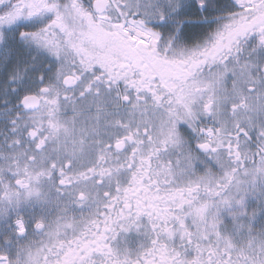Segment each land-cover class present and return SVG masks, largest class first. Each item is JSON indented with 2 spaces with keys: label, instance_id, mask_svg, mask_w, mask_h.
Returning <instances> with one entry per match:
<instances>
[{
  "label": "snow or ice",
  "instance_id": "6c2138e0",
  "mask_svg": "<svg viewBox=\"0 0 264 264\" xmlns=\"http://www.w3.org/2000/svg\"><path fill=\"white\" fill-rule=\"evenodd\" d=\"M0 264H264V0H0Z\"/></svg>",
  "mask_w": 264,
  "mask_h": 264
}]
</instances>
